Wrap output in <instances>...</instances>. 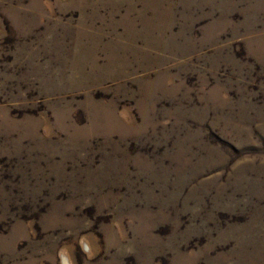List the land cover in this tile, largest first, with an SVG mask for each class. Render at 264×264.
<instances>
[{"label": "rangeland", "instance_id": "rangeland-1", "mask_svg": "<svg viewBox=\"0 0 264 264\" xmlns=\"http://www.w3.org/2000/svg\"><path fill=\"white\" fill-rule=\"evenodd\" d=\"M0 264H264V0H0Z\"/></svg>", "mask_w": 264, "mask_h": 264}]
</instances>
